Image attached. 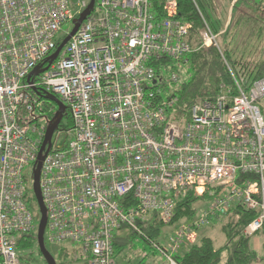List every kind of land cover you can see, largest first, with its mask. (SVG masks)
<instances>
[{"label": "built area", "instance_id": "1", "mask_svg": "<svg viewBox=\"0 0 264 264\" xmlns=\"http://www.w3.org/2000/svg\"><path fill=\"white\" fill-rule=\"evenodd\" d=\"M90 1L0 0V264H25L19 238L38 234L26 171L54 119L48 104L58 111L47 95L66 106L71 126L54 132L42 165L45 244L78 245L89 264H117L115 237L126 228L177 264L202 229L238 206L257 212L245 235L264 240V78L244 87L222 55L234 91L223 85L186 111L176 93L164 98L195 49L177 0H165L162 13L153 0H95L48 66ZM66 25L73 28L63 34ZM199 37L198 48L220 50L205 21ZM162 59L171 62L159 77L152 62ZM190 192L213 197L193 219L174 223ZM155 215L174 227L165 246L140 225Z\"/></svg>", "mask_w": 264, "mask_h": 264}, {"label": "trees", "instance_id": "2", "mask_svg": "<svg viewBox=\"0 0 264 264\" xmlns=\"http://www.w3.org/2000/svg\"><path fill=\"white\" fill-rule=\"evenodd\" d=\"M165 0H153L156 10L162 13V6ZM179 19L191 24L190 41L193 45L194 52L189 56L188 65L185 67L188 70V79L181 84L176 95L179 97V106L183 110H188L197 99H214L220 92L221 87L226 85L235 90L232 75L226 66L222 55L225 57L227 64L234 73L237 80L244 86L248 87L254 81L264 78V34H262V43L254 46L253 51L245 54L242 46L245 44V39L251 37V30H247L249 34L238 40L237 45H234L235 33H244L242 24H250L253 22L255 27H259V19L264 20V1L251 4L252 8L240 9L237 3L234 5V15L231 18L230 24L225 31L221 30V24L224 21V11L227 0H177ZM242 0L240 3H242ZM256 15L253 19H247L244 16ZM238 15V16H237ZM237 17V18H236ZM253 20V21H252ZM204 21L211 27L218 38L225 34L224 41L226 44L219 43L220 50L217 47L198 48L201 46L199 37L200 31L204 27ZM251 21V22H250ZM240 30L236 32V28ZM220 27V29H219ZM264 31V28H260ZM260 35V32H259ZM220 40V39H219ZM230 47L232 49H230ZM253 47V46H252ZM169 59H162L161 62L153 61L152 65L158 71L161 77L162 70L160 65L169 66ZM54 118L57 108L55 105H49ZM71 118L68 110L65 112L62 127H70ZM217 195V193H216ZM213 197L209 192L201 198L193 195L192 192L187 197L182 199L175 211L174 223H178L184 219H193L197 214L195 204L199 201L208 202ZM257 216V212L248 211L240 206L234 208L232 213L224 219L222 231L226 237V244L221 248H216L215 242L208 236L199 238L198 242L187 249H184L176 256L177 264H264V244L261 251L253 250L251 247V238L244 233L248 226ZM141 228L155 242L161 236L164 225L155 215L146 223H141ZM262 235V233H260ZM36 235L21 236L18 241L19 252L28 256L36 248ZM146 241V240H145ZM264 243V242H263ZM115 249L121 247L115 240ZM227 254V259L223 258ZM28 254V255H27ZM38 254L41 255L38 249ZM22 257L26 264H32L27 258ZM28 261V262H27Z\"/></svg>", "mask_w": 264, "mask_h": 264}, {"label": "rangeland", "instance_id": "3", "mask_svg": "<svg viewBox=\"0 0 264 264\" xmlns=\"http://www.w3.org/2000/svg\"><path fill=\"white\" fill-rule=\"evenodd\" d=\"M79 1H88V0H72L73 4H77ZM230 1L231 0H227L226 5H229ZM261 1H264V0H244L242 3L239 4L238 8L240 9L242 6H244L245 8L251 9L252 8L251 4L260 3ZM231 13L232 12L230 11V9L226 10L225 8V11H224V21L225 22H222L220 26L221 27L220 31H225L228 28V25L230 24V21H231L230 19V16L232 15ZM233 13H234V9H233ZM244 17L247 19H253L256 17V15L254 14V15H249V16H244ZM257 19H259V23H258L260 25L259 27H255L254 26L255 24H253V22L251 21H250L251 22L250 24H245L246 23L245 22L244 24H242V30L244 29V31L246 32L238 34L237 36L235 33L234 45H237L238 40L241 38V35L243 34V36H245L249 34L247 30H249L250 28L253 29L250 31V33H252V35H250L251 37H248L247 39H245V44L242 46V50L244 49L245 54H247L246 56H248L250 51L251 52L253 51L254 46L262 43L261 37H262V34H264V31L260 30V28H264V20L262 21L260 18H257ZM72 28H73L72 25H66L63 29V32H64L63 34L68 32ZM239 30H240V27L238 26L236 28V32H238ZM259 32H260V35H259ZM224 37H225V34H223V36L219 38L220 39L218 40L219 43L221 41H222V44H226V42H230V41H224L225 40ZM230 49L232 48L230 47ZM179 73L182 76V77L180 76L182 78L180 80L181 82L180 84H182L186 81L185 79H188V70H186V68H181L179 69ZM179 85L177 84L167 85L166 91L162 93L163 97L167 98L168 96L172 95V93H176ZM26 172H27V178H28V186L32 188L33 182H34L33 169L29 168L27 169ZM203 205L204 203L202 201H199L195 204V208L199 209ZM32 210L34 213L37 214L36 225L38 226L39 220H40L39 209L32 207ZM222 227H223V223L215 221L213 222L212 226L202 229V231L200 232L201 233L200 238L203 236H208L214 240L216 248H221L226 244V237L222 231ZM173 230H174V227L164 226L161 232V236L158 237L155 240V242L160 244L161 246H165L167 242L166 240H168ZM118 235H120V238H123L124 242L121 245V247H118L116 249L117 264H168L167 260L164 259L163 256H161V254H159L154 249L152 244L145 241L142 238V236L135 234L133 231L126 229V228H124L121 231H118L117 236ZM36 237H37V232H36ZM258 241H260V246H259V249H260V247H262L264 244L263 237L260 233L251 237V245L256 249L258 248L256 245V242ZM46 248L53 255L57 264H88L87 256L85 254H82L81 250H79L80 246L78 245L67 244L65 245V250H62L60 247L51 246L48 243H46ZM38 249L39 247L36 241V248L32 251L31 256L28 254H27L28 256H25L26 254H24L25 258H27L26 260H28L32 264H47L43 256L38 254ZM21 254L23 255V253ZM223 258H225V260L227 259L226 253L223 255Z\"/></svg>", "mask_w": 264, "mask_h": 264}, {"label": "water", "instance_id": "4", "mask_svg": "<svg viewBox=\"0 0 264 264\" xmlns=\"http://www.w3.org/2000/svg\"><path fill=\"white\" fill-rule=\"evenodd\" d=\"M95 6V0H91L88 8L81 14V16L76 19L73 24L74 28L71 31L69 35H67L62 42L60 43L59 47L57 48L56 52L48 59L47 63L48 66L52 65L53 62L58 58L60 55L61 51L64 49V47L68 44V42L71 40V38L77 33L79 30L81 24L86 20V18L90 15L92 10L94 9ZM48 67L44 69L37 68L31 73L32 76H39L42 74L44 71H46ZM48 101L55 103L58 106V111L51 122L50 126L48 127L47 133L45 140L43 142V145L41 147V150L38 154L37 162L33 171V193L36 198L39 211H40V222L38 226V234H37V244L40 250L41 255L43 256L44 260L46 261L47 264H57L55 258L53 255L47 250L46 244H45V229L47 225V213H46V208L42 200V195H41V189H40V175H41V170H42V165L43 162L46 158V155L49 153L50 148H51V140L53 137L54 132L59 128L64 114L66 112V106L55 96L53 95H47L45 97Z\"/></svg>", "mask_w": 264, "mask_h": 264}, {"label": "crops", "instance_id": "5", "mask_svg": "<svg viewBox=\"0 0 264 264\" xmlns=\"http://www.w3.org/2000/svg\"><path fill=\"white\" fill-rule=\"evenodd\" d=\"M242 0H231L230 1V3H229V5H225V8H226V10L227 9H230V11L232 12L231 14H233V7H234V5L237 3V6L239 5V2H241ZM227 2V1H226ZM233 17V15H231L230 16V19ZM201 236V235H200ZM115 240L119 243V244H123V238H120V235H118L117 236V234H116V237H115ZM167 241V240H166ZM256 245H257V249L256 248H254L252 245H251V247H252V249L253 250H256V251H259V246H260V241H258V242H256ZM62 250H65V246H63V247H60ZM260 249H261V247H260ZM88 264H89V262H88Z\"/></svg>", "mask_w": 264, "mask_h": 264}]
</instances>
